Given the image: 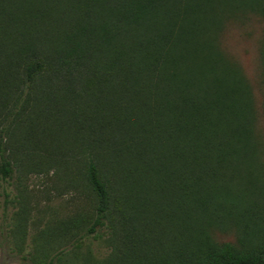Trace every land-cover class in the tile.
I'll use <instances>...</instances> for the list:
<instances>
[{
  "label": "trees",
  "instance_id": "1",
  "mask_svg": "<svg viewBox=\"0 0 264 264\" xmlns=\"http://www.w3.org/2000/svg\"><path fill=\"white\" fill-rule=\"evenodd\" d=\"M262 99L264 0H0V177L54 147L93 208L23 259L264 264Z\"/></svg>",
  "mask_w": 264,
  "mask_h": 264
},
{
  "label": "rangeland",
  "instance_id": "2",
  "mask_svg": "<svg viewBox=\"0 0 264 264\" xmlns=\"http://www.w3.org/2000/svg\"><path fill=\"white\" fill-rule=\"evenodd\" d=\"M258 104L263 113L264 99ZM43 148L37 150L34 161L21 159L13 178L0 177V264H31L23 259L25 255L49 246L57 249L60 244L55 239L62 230L73 219H88L93 213L86 184L69 176L62 152ZM251 201L263 215L264 195L252 196ZM65 246L70 248L71 243ZM88 250L102 260L111 248L104 239L89 237L82 248L85 253Z\"/></svg>",
  "mask_w": 264,
  "mask_h": 264
}]
</instances>
